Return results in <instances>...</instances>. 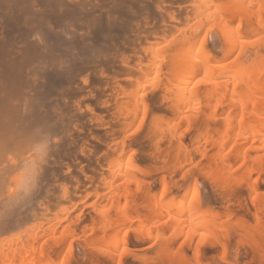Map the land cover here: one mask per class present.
Here are the masks:
<instances>
[{
    "label": "bare ground",
    "instance_id": "bare-ground-1",
    "mask_svg": "<svg viewBox=\"0 0 264 264\" xmlns=\"http://www.w3.org/2000/svg\"><path fill=\"white\" fill-rule=\"evenodd\" d=\"M250 261L264 0H0V264Z\"/></svg>",
    "mask_w": 264,
    "mask_h": 264
},
{
    "label": "rangeland",
    "instance_id": "rangeland-1",
    "mask_svg": "<svg viewBox=\"0 0 264 264\" xmlns=\"http://www.w3.org/2000/svg\"><path fill=\"white\" fill-rule=\"evenodd\" d=\"M234 26V24H232L231 25V27H233ZM40 227V225H39V223H36V225H32V227H34V229H32V232L33 233H36L39 229H37V227ZM28 227H31V225L30 226H28ZM31 227V228H32ZM25 229V228H24ZM249 263H251V261L250 262H247V264H249ZM251 264H255L254 262H252ZM258 264V263H257ZM262 264H264V261H263V263Z\"/></svg>",
    "mask_w": 264,
    "mask_h": 264
}]
</instances>
